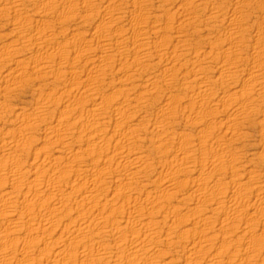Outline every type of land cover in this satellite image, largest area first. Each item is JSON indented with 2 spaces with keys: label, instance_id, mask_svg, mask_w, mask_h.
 Instances as JSON below:
<instances>
[{
  "label": "rangeland",
  "instance_id": "1",
  "mask_svg": "<svg viewBox=\"0 0 264 264\" xmlns=\"http://www.w3.org/2000/svg\"><path fill=\"white\" fill-rule=\"evenodd\" d=\"M0 264H264V0H0Z\"/></svg>",
  "mask_w": 264,
  "mask_h": 264
}]
</instances>
